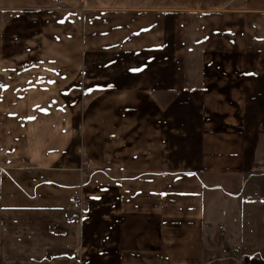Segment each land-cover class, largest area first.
Wrapping results in <instances>:
<instances>
[{
	"label": "crops",
	"instance_id": "obj_1",
	"mask_svg": "<svg viewBox=\"0 0 264 264\" xmlns=\"http://www.w3.org/2000/svg\"><path fill=\"white\" fill-rule=\"evenodd\" d=\"M0 258L264 264V0H0Z\"/></svg>",
	"mask_w": 264,
	"mask_h": 264
},
{
	"label": "built area",
	"instance_id": "obj_2",
	"mask_svg": "<svg viewBox=\"0 0 264 264\" xmlns=\"http://www.w3.org/2000/svg\"><path fill=\"white\" fill-rule=\"evenodd\" d=\"M88 161H84L83 164H87ZM82 175L87 176V172L84 170V168L82 169ZM81 206V199L80 198H76L73 202V207L75 208H79ZM219 230L224 231L225 230V225L223 224H219Z\"/></svg>",
	"mask_w": 264,
	"mask_h": 264
},
{
	"label": "rangeland",
	"instance_id": "obj_3",
	"mask_svg": "<svg viewBox=\"0 0 264 264\" xmlns=\"http://www.w3.org/2000/svg\"><path fill=\"white\" fill-rule=\"evenodd\" d=\"M90 38H91L90 33H88V31L85 32V39H86V41L89 40ZM85 161H86V160H85ZM0 264H3V263L1 262V258H0Z\"/></svg>",
	"mask_w": 264,
	"mask_h": 264
}]
</instances>
